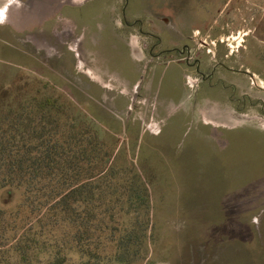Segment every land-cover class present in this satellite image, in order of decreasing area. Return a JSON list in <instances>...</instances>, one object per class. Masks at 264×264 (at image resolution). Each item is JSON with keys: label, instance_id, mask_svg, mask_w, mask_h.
I'll return each mask as SVG.
<instances>
[{"label": "rangeland", "instance_id": "obj_1", "mask_svg": "<svg viewBox=\"0 0 264 264\" xmlns=\"http://www.w3.org/2000/svg\"><path fill=\"white\" fill-rule=\"evenodd\" d=\"M130 1L138 7L129 23L143 21L154 37L137 24L125 28L126 0H99L91 19L78 9L92 11L95 1L76 0L72 16L40 29L19 31L0 18V88L22 79L55 87L102 137L141 152L156 180L151 253L137 264H264V135L257 134L264 133V0ZM14 5L0 0V12L12 14ZM157 37L154 54L173 50L167 58L150 53ZM186 44L207 52L212 66L224 61L256 76L219 70L228 85L221 102L196 101L195 83L182 84V96L169 93L162 69Z\"/></svg>", "mask_w": 264, "mask_h": 264}, {"label": "trees", "instance_id": "obj_2", "mask_svg": "<svg viewBox=\"0 0 264 264\" xmlns=\"http://www.w3.org/2000/svg\"><path fill=\"white\" fill-rule=\"evenodd\" d=\"M6 84L0 88V264H70L72 254L80 264L146 261L156 179L141 152L102 137L55 87L24 79Z\"/></svg>", "mask_w": 264, "mask_h": 264}, {"label": "flooded vegetation", "instance_id": "obj_3", "mask_svg": "<svg viewBox=\"0 0 264 264\" xmlns=\"http://www.w3.org/2000/svg\"><path fill=\"white\" fill-rule=\"evenodd\" d=\"M31 1L32 0H15L14 7H18V9H15V12L10 14L8 16V18L10 17V20L13 21L15 24L23 23V26L27 25V27H30L31 24L29 23L28 19L21 15L20 8H21V6H25L28 8L30 6V4L32 3ZM38 1L40 3H42V6H44L46 8V9L45 8L42 9V11H41V12L46 11V12H43L44 15H46V19L42 23V25L35 27L34 29L44 28L45 26L50 24L56 16H63L65 14H67V15L69 14L70 16H72L71 13H66V12H68V10L77 11V7L74 6V2L76 0H71V4L68 3V4H66L67 6L66 5L63 6V8L59 11V13H51V12L47 13V11H48V4L47 3L49 0L48 1L38 0ZM94 1H95L94 5L96 7L92 11L89 10L87 6L79 7L80 9H78V11L80 12L79 14H80L81 18L91 19L95 12L101 10V7L97 6V2L99 0L98 1L94 0ZM137 7H138V5L134 1L126 0L125 6L122 9V21H123V24L125 25V28L129 29V28H132L133 25L137 24V25H139L140 32L142 34H144L148 38L154 37V35L149 34V33L144 31L145 23L143 21L136 20L133 25H131L129 23L128 12L130 9L134 10ZM108 33L109 32L107 31L106 34H108ZM121 34L124 37H126V35L128 33L126 32V30H124V31H121ZM157 39H158V41H156V43L152 44V46L150 48L151 54H154L156 49H158L161 45L160 38L157 37ZM171 51L173 52V50L159 52L158 54H154V57L157 59L167 58V55H168L167 52H171ZM199 51H201V49L195 50L193 47L186 44L178 52V54L181 57L180 60H176V61L175 60H169L168 61L169 66L165 69L163 68L162 71L163 70L164 71L160 75L161 76L160 81L162 83L163 90H166V89H164V85L167 82H169V79H171L172 81H170L171 84L168 88L170 90L169 93L179 94L180 96H182L184 93V91H183L184 89H183L182 84L188 83L189 85L190 84L194 85V83H195L197 86V89L195 90L196 101H202L203 102L205 99H207V100H213L215 102H221L220 91L223 88H225V86H228V85L225 84L224 80H222L221 78H218L217 74H218L219 70L222 72L224 71L225 73L242 75L244 77H248L250 80L254 79V77L256 76L254 73H252L248 69L244 70V69L231 68L228 65H226V63L224 61H216L217 64L212 66V64L210 62V57H209V55L206 54L207 52H204L205 54H203L202 51L200 53H199ZM193 55H196V56L193 57ZM218 57H219V51L217 50V54L215 56H213L212 58H218ZM227 58H229V56H227ZM260 60H263V59L261 58ZM120 61H121V63L123 62L126 65V67H127L126 69L128 72L133 73L132 69L127 65V58H126V60H124L122 57ZM175 62L178 64H174ZM182 68L185 69L184 70L185 72L183 71L184 73L181 76L180 71L182 70ZM260 74L264 75V72H261ZM233 89L235 90V88H233ZM209 128H211V127H209Z\"/></svg>", "mask_w": 264, "mask_h": 264}, {"label": "water", "instance_id": "obj_4", "mask_svg": "<svg viewBox=\"0 0 264 264\" xmlns=\"http://www.w3.org/2000/svg\"><path fill=\"white\" fill-rule=\"evenodd\" d=\"M46 1H48V0H46ZM49 1L47 3L48 4L47 13L48 12L49 13L50 12L51 13H58L63 8V6H65V4L67 2L71 3V0H69V1H66V0L65 1L64 0H49ZM31 2L32 3L29 6L30 8H26L27 10L23 8V10H21V15L23 17L27 18L29 23L31 24L30 27H28L26 29H33L35 27H38V26L42 25V23L46 19V15H44V13H43V12H46V11L41 12L42 9L45 8L44 6H42V3H40L38 0H32ZM41 6H42V8H41ZM16 28L19 31L23 30V29H19V27H16Z\"/></svg>", "mask_w": 264, "mask_h": 264}, {"label": "bare ground", "instance_id": "obj_5", "mask_svg": "<svg viewBox=\"0 0 264 264\" xmlns=\"http://www.w3.org/2000/svg\"><path fill=\"white\" fill-rule=\"evenodd\" d=\"M10 15V13H7V14H5L4 12H0V18H3V17H6V18H8V16ZM13 22V21H12ZM13 24H15L14 22H13ZM19 24V29H22V26H23V23H17V24H15V25H18Z\"/></svg>", "mask_w": 264, "mask_h": 264}, {"label": "crops", "instance_id": "obj_6", "mask_svg": "<svg viewBox=\"0 0 264 264\" xmlns=\"http://www.w3.org/2000/svg\"><path fill=\"white\" fill-rule=\"evenodd\" d=\"M214 127V126H213ZM217 127V126H216ZM253 131V130H252ZM256 132V131H255ZM257 134H259V135H261V136H263L264 135V133L263 132H257Z\"/></svg>", "mask_w": 264, "mask_h": 264}]
</instances>
